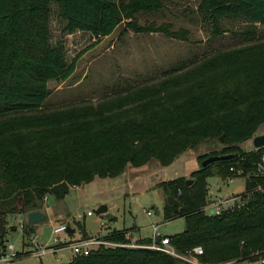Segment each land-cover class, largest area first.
I'll return each mask as SVG.
<instances>
[{"label": "trees", "instance_id": "trees-1", "mask_svg": "<svg viewBox=\"0 0 264 264\" xmlns=\"http://www.w3.org/2000/svg\"><path fill=\"white\" fill-rule=\"evenodd\" d=\"M65 33L90 32L97 39L123 20L136 32L160 31L187 39L188 29L168 22L140 23L136 13L157 10L165 0H0V242L13 229L10 217L41 209L49 193L64 198L72 186L96 177L116 176L127 164L152 159L171 164L185 150L218 138L221 148L198 155L199 168L188 177L158 184L165 194L164 218L184 217L185 228L170 236L179 253L201 245L199 258L220 263L264 255V173L258 165L264 146L245 149L264 123V0H201L199 11L217 31L223 19L250 21L243 45L174 67L155 80L116 91L114 97L46 109L49 80H64L76 69L83 51L70 61L63 42L52 39V4ZM254 40V41H252ZM221 135L224 138L221 139ZM231 153L205 165L209 155ZM246 176L240 204L221 213L205 209L209 176ZM259 186H261L259 188ZM181 191V193H179ZM175 195L179 203L168 202ZM82 235L89 237L83 225ZM32 229L28 221L25 229ZM76 228L70 224L68 234ZM127 228L105 237L130 241ZM162 235L157 237L161 242ZM153 238H139L151 243ZM185 259L146 246L100 245L61 264H182Z\"/></svg>", "mask_w": 264, "mask_h": 264}, {"label": "rangeland", "instance_id": "rangeland-1", "mask_svg": "<svg viewBox=\"0 0 264 264\" xmlns=\"http://www.w3.org/2000/svg\"><path fill=\"white\" fill-rule=\"evenodd\" d=\"M198 1L165 0L161 9L141 10L135 14L140 23L168 22L174 29L186 28L187 39L171 37L160 31L136 32L130 28L126 29L124 20L113 32L100 39L87 31L65 33L58 15V5L52 4L53 41L63 42L69 61L79 52L83 51V54L77 61L75 71L68 78L49 80L51 93L45 100L46 109L89 101L96 103L114 97L112 94L116 91L155 80L164 72L189 64L193 59L211 55L218 49L243 45L247 43L246 37L252 36L253 32L259 34L263 29L256 23L258 27L252 28L250 35L245 34L244 29L250 21L234 17L220 21L221 29L216 31L212 21L197 12ZM263 132L264 123L254 135ZM253 136L239 144L245 149L254 148ZM223 145L222 140L218 138L203 140L197 146L182 152L171 164H161L159 176L154 174L150 163L138 166L129 163L125 170L116 176L96 177L82 185L72 186L64 198L59 199L49 193L41 208L47 212V217L34 223L32 232L28 227L25 231L18 227L7 233L6 243H14L16 249L23 253L11 264H60L68 261L73 253L68 243L61 248L47 250L41 255L33 254V251L56 244L53 225L63 221L76 228L73 238L82 235L80 225H83L89 235H106L111 228L127 227L132 230L134 236L141 238L153 237L155 222H160L161 233L173 234L183 230L184 217L165 220V194L158 183L177 174L190 178L191 172L201 165L198 155ZM208 185L211 202L221 196L242 193L246 189V176L236 175L232 179H222L212 175L208 178ZM103 203L108 205V212L113 213L115 218L109 219L107 213L98 211V207ZM157 209L160 212H157ZM88 210H92V213L88 214ZM148 210L152 213H148ZM25 214L10 217V225L18 223L21 217L25 218ZM35 232L37 235L32 238L31 235ZM60 236L64 243L72 238L67 232L61 233ZM2 246L0 242V249ZM259 259L247 258L212 264H263ZM182 264L191 262L185 260Z\"/></svg>", "mask_w": 264, "mask_h": 264}, {"label": "built area", "instance_id": "built-area-1", "mask_svg": "<svg viewBox=\"0 0 264 264\" xmlns=\"http://www.w3.org/2000/svg\"><path fill=\"white\" fill-rule=\"evenodd\" d=\"M258 171L261 173H264V156L262 157V161L258 165ZM233 177H230L229 179H232ZM261 186H259L260 188ZM181 193V191H179ZM47 196H45L46 199ZM243 202L242 200V194H234L232 196L228 197H219V199H213L211 202H208V204L205 206V209L210 211L212 208H214V213H221L226 207H234L236 203L240 204ZM88 214L92 213V210L87 211ZM148 213H152L151 210H148ZM27 222V214H25V218H20L18 223H15V229L18 227H21V229H24L25 231V224ZM154 228V235H153V241L151 243H138L137 240H130V241H120L115 239H109L105 237V235H90L89 237L81 238L74 241H68V242H62L61 239V233L63 232H69L70 231V223L63 221L58 222L53 225V232L55 233V241L56 244L51 247H43L40 250L33 251V254L41 255L44 254L47 250H52L56 248H61L64 244H67L72 248L73 253L81 254L85 253L88 254L93 249L99 247L100 245L105 246H120V245H126V246H146L150 248L155 249H161L164 250L170 254L182 257L185 260H188L191 262V264H212L209 262H205L199 258V254L203 252V247L201 245L196 246L194 248V251H190L188 254H182L179 253L176 248L171 244L170 236L164 233H161L160 228V222L153 223ZM159 235H162L161 242L157 241V237ZM20 253L17 249L14 243H6L5 249H0V264H11V262L18 258L20 256ZM264 264V255H262L259 259ZM232 261V260H231ZM229 261L223 262L227 263Z\"/></svg>", "mask_w": 264, "mask_h": 264}, {"label": "water", "instance_id": "water-1", "mask_svg": "<svg viewBox=\"0 0 264 264\" xmlns=\"http://www.w3.org/2000/svg\"><path fill=\"white\" fill-rule=\"evenodd\" d=\"M223 138H224V135H221V139H223ZM253 142H254V147L264 146V132L254 135L253 136ZM230 155H231V153H219V154L209 155L202 161V164L205 165V164L210 163L212 161H215V160H218L221 158L229 157ZM191 181H192V178L187 179L188 183H190ZM168 202L172 203V204H178L179 200L175 195L171 194L168 196ZM108 208H109L108 205L106 203H103L98 207V211L103 212V213H107V217L109 219H111L114 217V214L109 213ZM157 212H159L158 209H157ZM210 213H212V214L214 213V208H212L210 210ZM45 218H46V213L41 209H34V210H31L27 213V221L30 224H34V223H36L40 220H43Z\"/></svg>", "mask_w": 264, "mask_h": 264}, {"label": "crops", "instance_id": "crops-1", "mask_svg": "<svg viewBox=\"0 0 264 264\" xmlns=\"http://www.w3.org/2000/svg\"><path fill=\"white\" fill-rule=\"evenodd\" d=\"M199 3L201 2V0H199L198 1ZM199 3H198V5H197V8H196V10H197V12L201 15V13L202 12H200L199 11V9H198V7H199ZM203 14V13H202ZM158 161V160H157ZM157 161H153V159L152 160H150L149 162H147V163H145L144 165H146V164H149L150 166H151V164H152V166H153V170H154V174L156 175V176H159V169H160V167H161V163H159V161L157 162ZM151 162H156V163H151ZM174 162V161H173ZM163 166V165H162ZM176 176H178V174L176 175ZM176 176H172V177H170V178H174V177H176ZM170 178H166V179H170ZM166 179H163V180H166ZM84 184V183H83ZM82 185V184H81ZM159 212H160V210H159ZM46 217H47V212H46ZM116 216L114 215V217L113 218H115ZM113 218H111V219H113ZM114 228H117V227H114ZM127 228V227H126ZM13 229H15V226H13ZM113 228H111L110 230H109V232L112 230ZM118 229H121V228H118ZM129 231L127 232V236L128 237H130L131 238V240H137V239H139V238H141L140 236H134L133 235V232H132V230L131 229H128ZM108 232V233H109ZM107 233V234H108ZM165 234V233H164ZM37 235V233L35 232V233H33L32 235H31V237L32 238H34L35 236ZM91 236H92V234H90ZM94 235V234H93ZM71 236V235H70ZM98 236V235H97ZM72 238H73V236H71ZM71 238V239H72ZM70 240V239H69ZM75 254L74 253H71L70 254V256H69V260L74 256ZM62 263V262H61ZM60 263V264H61Z\"/></svg>", "mask_w": 264, "mask_h": 264}]
</instances>
